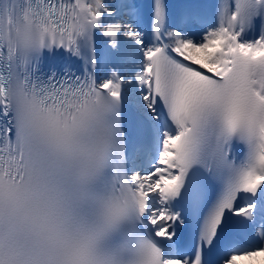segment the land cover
Listing matches in <instances>:
<instances>
[{
  "label": "snow or ice",
  "instance_id": "1",
  "mask_svg": "<svg viewBox=\"0 0 264 264\" xmlns=\"http://www.w3.org/2000/svg\"><path fill=\"white\" fill-rule=\"evenodd\" d=\"M0 264H264V0H0Z\"/></svg>",
  "mask_w": 264,
  "mask_h": 264
}]
</instances>
